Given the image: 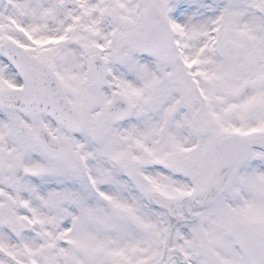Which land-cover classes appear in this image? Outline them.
Here are the masks:
<instances>
[{
    "label": "snow or ice",
    "instance_id": "6c2138e0",
    "mask_svg": "<svg viewBox=\"0 0 264 264\" xmlns=\"http://www.w3.org/2000/svg\"><path fill=\"white\" fill-rule=\"evenodd\" d=\"M0 264H264V0H0Z\"/></svg>",
    "mask_w": 264,
    "mask_h": 264
}]
</instances>
